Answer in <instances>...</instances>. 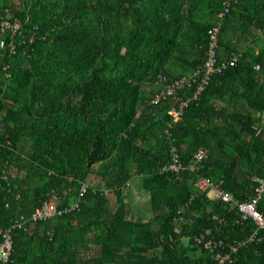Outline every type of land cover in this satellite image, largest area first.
Returning a JSON list of instances; mask_svg holds the SVG:
<instances>
[{
	"label": "trees",
	"instance_id": "16d2710c",
	"mask_svg": "<svg viewBox=\"0 0 264 264\" xmlns=\"http://www.w3.org/2000/svg\"><path fill=\"white\" fill-rule=\"evenodd\" d=\"M5 21L13 28L1 32ZM216 27L226 68L177 109L206 72ZM182 78L176 97L155 102ZM174 163L179 174L162 172ZM255 177L264 179V0H0L6 264H219V254L264 264V228L238 213L257 195ZM204 178L234 205L198 188ZM136 199L150 203L148 218L131 213ZM50 201L57 213L35 221ZM258 206L264 214V193ZM209 237L224 244L207 249Z\"/></svg>",
	"mask_w": 264,
	"mask_h": 264
},
{
	"label": "built area",
	"instance_id": "2783aa9c",
	"mask_svg": "<svg viewBox=\"0 0 264 264\" xmlns=\"http://www.w3.org/2000/svg\"><path fill=\"white\" fill-rule=\"evenodd\" d=\"M227 6L233 2V0H226ZM225 17V16H224ZM16 27H19V24H15ZM12 25L10 22H8L6 29H12ZM212 42L210 43V50H209V61L207 63L206 72L202 77V80L197 83L195 92L193 96L189 99L182 100L178 104L177 109L186 108L189 102L192 100L197 99L198 95H200L203 92V89L205 87V84L209 82V76L212 72H222L224 70L225 64L223 63L221 66L217 67L218 59V48H219V28L216 27L212 32ZM239 56L235 57L234 62L239 61ZM226 68V67H225ZM184 83V78L176 80L170 84H168L166 87L162 89V93H157V98L155 99V102H159L160 100L171 98V96L176 97V91L178 87H181ZM174 117L177 119L181 112L174 110L173 113ZM207 153L204 150H198L194 155V162H201L205 159ZM168 170L179 174L183 170V166L179 164H172L171 167H165L162 169V172H167ZM254 182L257 183L258 187L256 189L257 195L254 199H251L250 201H246L244 203H241L238 205V213L241 218V220H248V219H254L256 223L258 224L259 228H264V214L259 211L258 209V203L262 198V194L264 193V179H260L258 177L254 178ZM196 186L203 190H212V196L214 200L221 202L226 205H234L235 198L234 195L231 193H227L223 189H221L219 186L215 185L210 179L204 178L201 180H198ZM57 213V203L54 201H50L45 206H43L41 209H38L36 211V214L34 216L35 221L44 220L46 218L53 217ZM207 236H211V232L208 230ZM205 240V237L204 239ZM224 243L222 241H217L214 238H210L206 240V248L207 249H217L220 248ZM13 249V243L10 235V231L3 233V241H0V254L3 258V263L6 264V262L9 261L10 255ZM235 250V248H234ZM229 254L222 256L221 254L217 255V260L219 261V264H224L229 259Z\"/></svg>",
	"mask_w": 264,
	"mask_h": 264
},
{
	"label": "rangeland",
	"instance_id": "374dc122",
	"mask_svg": "<svg viewBox=\"0 0 264 264\" xmlns=\"http://www.w3.org/2000/svg\"><path fill=\"white\" fill-rule=\"evenodd\" d=\"M7 24H8V21H5V22H3V24H1V32H5L7 30L6 29ZM167 88L168 87H166V91H167ZM92 179H94V178H92ZM92 179L89 180L90 184L95 183V182H92ZM132 190H135L134 186H133ZM149 208H150V203L149 202L144 203L140 199L133 200L130 203L131 213L137 217L148 218L151 215V211H150L151 208H150V210H149Z\"/></svg>",
	"mask_w": 264,
	"mask_h": 264
},
{
	"label": "crops",
	"instance_id": "0c3cea01",
	"mask_svg": "<svg viewBox=\"0 0 264 264\" xmlns=\"http://www.w3.org/2000/svg\"><path fill=\"white\" fill-rule=\"evenodd\" d=\"M232 194V193H231Z\"/></svg>",
	"mask_w": 264,
	"mask_h": 264
}]
</instances>
